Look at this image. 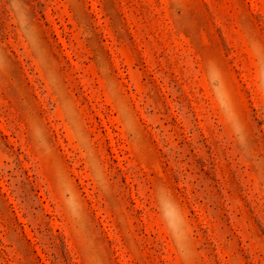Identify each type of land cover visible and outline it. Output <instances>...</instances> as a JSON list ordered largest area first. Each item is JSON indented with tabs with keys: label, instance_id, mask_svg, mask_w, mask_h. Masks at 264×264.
<instances>
[{
	"label": "rangeland",
	"instance_id": "374dc122",
	"mask_svg": "<svg viewBox=\"0 0 264 264\" xmlns=\"http://www.w3.org/2000/svg\"><path fill=\"white\" fill-rule=\"evenodd\" d=\"M0 264H264V0H0Z\"/></svg>",
	"mask_w": 264,
	"mask_h": 264
},
{
	"label": "clouds",
	"instance_id": "9594fccd",
	"mask_svg": "<svg viewBox=\"0 0 264 264\" xmlns=\"http://www.w3.org/2000/svg\"><path fill=\"white\" fill-rule=\"evenodd\" d=\"M13 3H15V0H13Z\"/></svg>",
	"mask_w": 264,
	"mask_h": 264
}]
</instances>
